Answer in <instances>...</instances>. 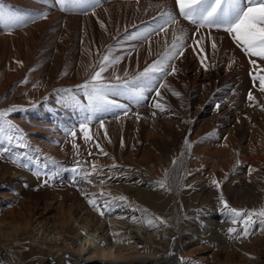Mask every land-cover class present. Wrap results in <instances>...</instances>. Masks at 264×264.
I'll use <instances>...</instances> for the list:
<instances>
[{"label": "bare ground", "instance_id": "obj_1", "mask_svg": "<svg viewBox=\"0 0 264 264\" xmlns=\"http://www.w3.org/2000/svg\"><path fill=\"white\" fill-rule=\"evenodd\" d=\"M102 2L95 11L96 16L89 18L103 20L108 33L93 24L84 37L87 43L98 46L115 45L121 39L126 40L135 29L150 31L156 23L153 16L159 12L155 5L162 4L171 10L174 0H140L139 4L136 0ZM79 18L82 17L64 16L53 9L47 22L31 29L40 32L38 42L49 37L62 40V32H67V37L76 38L79 25L72 23L79 22ZM181 25L188 35L192 34V26L182 21ZM213 31L222 42L221 54L210 61L217 66L204 72L196 55L187 49L184 58L177 61L180 73L168 77V84L173 89L191 97L187 109L189 117L193 116L196 123V136L192 139L188 134L186 136L192 141L190 153L185 152L183 146L175 153L170 149V143H176L173 134H179L178 124L185 122L186 115L171 109L152 118L150 125L138 127L137 134H133V120H129L133 124L128 122L126 126L121 122L120 134L125 131L123 137L126 136L123 138L124 147L115 140L111 144L100 140L109 153L108 157L97 155L95 148L77 139L81 145V162H95L104 166L106 173L112 174L110 180L107 176L101 177L106 180L104 191L114 196H126L130 202L128 206L113 208L109 213L111 219H101L81 194L82 191L95 194L99 188L76 176L71 169H57L56 164L75 166L76 157L66 135L73 129L79 135L80 122L69 119L66 106L61 107L66 102V95L56 97L46 84L41 91H38L39 87L36 91L26 87L20 90V95L17 91L8 101H0V111L14 101L26 109L25 114L13 115L9 121L22 130L31 146L21 149L0 139V150L4 147L12 149L0 157V264H182L181 257L183 264H264V233L246 240H235L232 249L221 250L212 246L211 238L206 239L212 235L210 230L200 239L194 240L193 236L209 226L224 232L233 226L225 222L226 217L220 212V192L237 208L264 205V111L247 106V92L252 90L247 58L234 46L230 47L225 33ZM168 37H171V29L167 36L170 42ZM164 40L165 37L155 43L152 57L142 47L137 51L136 61L127 66V69L130 67L129 77L135 75L137 62L142 61L139 65L142 69L146 60L150 63L152 58H157V54L163 51ZM63 41L57 45L59 54L75 45L67 38ZM41 54L40 49L36 50L33 57ZM208 54L211 56L210 45ZM233 57L235 63L229 69L227 65ZM62 67L61 64L57 67L55 89L60 86L56 82H59L61 72L64 73ZM124 71L120 74L123 75ZM4 86L0 85V99L6 92ZM72 86L67 82L60 87L73 89ZM254 94L264 105V95L258 90ZM217 103L221 106L219 110L215 108ZM48 104L56 106L50 109L51 113L45 109ZM104 121L109 128L112 120L105 118ZM211 133L215 135L195 143V139ZM224 137H227L226 141ZM31 150L35 152L34 158L30 155ZM89 150L94 153L92 157L87 155ZM181 153L185 155L181 157ZM13 156H19L20 163L26 167L14 166L11 163ZM49 159L56 164L49 163ZM38 160L45 172H55L53 182L47 186L41 187L43 177L38 180L33 174ZM173 160H177L176 164L181 162V166L173 165ZM112 163L118 167H108ZM84 166L88 167L87 164ZM249 167L256 169L252 176L248 174ZM187 172L191 175H186ZM165 173L170 191L158 186V182L166 179ZM213 178L221 182L219 192L211 184ZM92 179L94 183L98 180L95 176ZM133 207L140 210L134 212ZM143 209L148 210L146 214L141 211ZM133 215L152 219L160 217L166 224L156 221L155 226L149 228L117 219ZM116 231L122 233L116 237L123 241L121 244L113 243L111 233ZM169 251L174 255L169 256Z\"/></svg>", "mask_w": 264, "mask_h": 264}, {"label": "snow or ice", "instance_id": "obj_2", "mask_svg": "<svg viewBox=\"0 0 264 264\" xmlns=\"http://www.w3.org/2000/svg\"><path fill=\"white\" fill-rule=\"evenodd\" d=\"M139 2L140 0H136L137 4ZM56 3L63 12H69L71 9L83 8L85 6V0H56ZM89 6L92 10L90 12L85 11L83 14L96 16L95 8L101 6V0H94ZM155 8L159 10L158 15L153 16V20L156 21L155 25L151 27L150 31L138 33L135 38L148 44L147 54L148 56H152V39L154 36H161L163 34L165 37L162 45L163 51L157 54V58L153 59L150 63L146 60L145 66L142 69L139 68V63L137 62V71L131 77H129L127 70L123 72V75H120L117 73L116 68L125 57L115 55L112 45H100L97 47L95 53L98 59L95 64L89 66L94 70L91 71L82 83L76 86L77 91L82 93L84 99L87 101L86 111L88 115L79 123V135L75 129L67 133L74 157H76L74 161L75 167H72L71 171L76 176L85 179L88 184L100 189L95 194L88 191H82L81 194L91 210L96 212L101 219L106 217L111 219L109 213L113 208L121 205L128 206L130 202L126 196H114L112 193L104 191L106 180L101 177L107 176V179L110 180L113 178L112 174L106 173L105 167L95 162L84 161L82 163L79 159L81 145L77 143V139H82L85 145H91V147L95 148L97 155L108 157L109 153L100 142L102 139L108 144L112 143L106 123L103 119L96 121L98 123V131L93 133V118L99 114L116 112V110H121L122 115L117 114L115 119L120 120L122 117H127L129 109L125 104L118 101L117 98L119 97L130 98L139 106L142 101L148 98L145 93L153 92V101L148 105L149 108L153 109L151 112L152 118H156L158 114L169 112L168 106L164 103V95L161 90L166 89L177 99L182 98L181 93L168 84V77H176L180 73L181 68L178 66L177 61H181L184 58L187 49H191V52L196 55L204 72H208L210 68L217 66L216 63H211L210 61L221 54L222 42L214 35L213 30L225 33L230 47L234 46V49L239 50L247 58L250 65L248 75L252 82V90L248 91L246 96L247 106L264 111V105L259 103L257 96L254 94L258 90L264 95V0H174L171 10L162 4L155 5ZM146 12L147 9H145ZM5 16L23 27H27L29 23L35 24L38 20L48 19L46 13L21 15L0 9V18H4ZM181 20L193 26L191 35L186 33L181 25ZM96 22L107 34L108 29L105 22L99 17H97ZM169 29H171L170 42L167 39ZM206 41L208 42L207 44ZM208 45H210L211 56L208 54ZM100 48H103V51H100ZM86 52L89 58L93 56L91 47L86 49ZM127 55L130 57L131 53ZM15 63L19 67H23L22 61L16 60ZM233 63H235L234 57L227 67L231 69ZM109 70H111L110 77L105 75ZM22 83H27V79H24ZM62 91L71 98L77 107H82L80 101L72 94L71 89H64ZM32 107H35V104ZM220 107L219 103L215 105L217 110ZM18 111H26V109L14 105L0 111V139L8 145H14L21 149H29L31 146L27 142L22 130L8 120L11 113ZM133 115L137 122L143 118L139 112H135ZM247 118L245 117V119ZM210 135H215V133H211ZM224 140L226 141L227 137H224ZM224 146L227 147V144ZM121 147H124L123 138H121ZM184 147L185 152L190 153L192 144L187 137L184 139ZM11 151L10 147H4L0 150V157ZM87 155L92 157L94 153L89 150ZM184 155L185 153H181V157ZM48 162L56 164L54 160L49 159ZM11 163L14 166L26 167V165L20 163L19 156H13ZM35 163L37 166L33 174L38 180L43 177L40 184L41 187L47 186L53 179L55 172L49 174L39 166L38 161ZM176 163L177 160L172 161L173 165ZM85 164L88 167H85ZM108 167L116 169L118 165L112 163ZM255 172L256 169L249 167V176H252ZM186 175H191V173L187 172ZM93 176L98 178L96 183L92 179ZM165 177L164 181L158 182V186L162 190L170 191V188L167 187V173H165ZM211 184L218 192L220 191L221 182L219 180L213 178ZM186 187L191 188V185H187ZM218 203L221 206V214L226 217L225 222L233 225L227 229L229 239L246 240L257 233H264V205L253 208H237L225 199L222 192H220L218 197ZM132 210L135 212L140 209L133 207ZM141 211L146 214L148 210L143 209ZM117 219L135 225L143 224L149 228L154 227L156 221H159L162 225L166 224V221L160 217L152 219L133 215L130 217L120 216ZM85 235L87 234L85 233ZM111 235L114 238L113 243H123L122 240L116 239V237L122 235L121 232H112ZM168 255L172 256L174 252L169 251ZM252 258L254 259V257ZM181 262L183 264L182 257Z\"/></svg>", "mask_w": 264, "mask_h": 264}, {"label": "rangeland", "instance_id": "obj_3", "mask_svg": "<svg viewBox=\"0 0 264 264\" xmlns=\"http://www.w3.org/2000/svg\"><path fill=\"white\" fill-rule=\"evenodd\" d=\"M102 1L103 0H101V3L103 4L104 2ZM105 1L109 3L110 2H120V0H105ZM121 1L128 2L129 0H121ZM93 2L94 0H85V6L83 8H74V9H71L69 12H63L59 9V5L56 3V0H0V9L13 12V13H17V14H21V15H25V14L39 15L41 13H46L49 19L54 9L57 13H60L64 16L82 17V18H79L80 19L79 22L72 23L74 24V26H77V27L79 25V29L77 32L78 35L76 36V38L75 36L73 37L72 35H69V37H67V32H62L61 33V37L63 38L62 40H59L58 37L56 38V40H53V39L51 40V38L49 37V38H45V40L44 39L41 40L40 42L37 41L40 32L34 31V29H31V28H34L36 25L47 22L48 19L38 20L35 24L29 23L27 27H23L22 25L12 20H9L6 16L4 18H0V36L5 37L3 39H0V59H1L0 60V80L2 79V82L0 81L1 82L0 85H3V84L6 85L4 86L5 87L4 89H6V92L3 94V96H1L0 101L2 100L4 102L8 101L11 98V95L16 94L17 91H18L17 94L21 93L22 91L20 90L26 89V87L28 90L30 89L32 91H36L39 88H41L38 90V91H41L43 90L45 86L48 85L50 86V89H52L51 93L54 95L56 94V97L59 94L66 95L65 97L67 98L65 99L66 102L64 103L63 106L61 105V107L66 106L65 110H66V113L69 119L75 120L77 122H81L82 120L85 119V117L88 115V112L86 111L87 101L84 99L83 94L77 91L76 86L82 83L87 78V76L91 73V71L94 70L89 66L92 64H95L96 60L98 59V57H96L95 55L98 44L92 45L91 43H87L86 40L84 39L85 33L90 29L91 26H93V24L94 26L95 25L99 26V24L95 20H93V18L92 19L89 18L91 15L83 14V12L85 11H88V12L91 11V7L89 5ZM100 7L101 6L97 8H100ZM97 8H95V11L98 10ZM181 21L188 24L186 21H183V20ZM188 25L192 26L190 24ZM144 31L145 30L135 29L133 30V34L131 35V37L130 36L126 37L127 41L124 39H121L115 45H112L113 52L115 55H121L125 57L123 61L116 68V71L118 74H120L124 70L128 71L130 69V67H128L127 69V66H130L132 63H134V61H136L135 57L137 58V51L141 49V47L144 51L147 52L148 47H149L148 44L143 43L140 39L135 38L138 33L144 32ZM163 36L164 35L153 37L152 43H151L152 51H153V48L155 47L154 46L155 43H157L160 40L162 41V39L164 38ZM65 38H67L70 42L73 41L74 42L73 44L75 45L73 47L71 46L72 48L68 46L66 53L59 54L57 45L58 43L60 44L64 43L63 40ZM168 38L170 40L171 37H168ZM82 41H83V44H82ZM89 47H91L92 52H93V56L91 58H89L86 52V49H88ZM39 49L42 54L39 57L34 58L33 53ZM52 52L56 54V57H54ZM128 53H131V56H130L131 60L129 59L130 57L127 55ZM146 57H147V54H146ZM153 59L154 58H152L151 61ZM16 60L22 61L23 67H19L15 63ZM141 62L142 61L139 62V65L141 64ZM59 64H61L62 66L64 65V67H62V71L64 73L61 72L60 77H59L60 78L59 82H56V84L58 83L60 84V86H63V84L65 85L67 82H70L74 86L73 89L71 87L62 88L60 86L58 89H55L54 86L56 85H54L53 83L57 81V69H58L57 67ZM105 75L110 77L111 70H109L108 73H105ZM24 79H27V83H22ZM72 80H76L77 82H71ZM28 85L31 88L28 87ZM59 89L60 91H58ZM64 89H71L72 94L75 95L76 98L80 101V104L82 105V107H77L74 104V102L71 100V98L66 93H63L62 90ZM161 91L163 92V95H164V103H166L169 109L176 112L177 114H182V115L186 114L185 122H183L182 124H178V127H180L178 130L179 134L177 132H175L176 134L175 133L173 134L175 136L174 139H176V143L175 142L170 143V149L173 150L175 153L182 146H183V149H185L184 139L187 136V134L191 139L194 136H196V133L194 132V130H196V123H194L193 116L189 117L188 109H187V106L190 103L191 97L189 94L187 95V94H184L183 92H180L182 98L177 99L171 94V92L167 91L166 89L161 90ZM145 95L148 98L142 101L139 106L135 103L134 100L130 98H124V97L117 98L120 103L125 104L129 109V115L126 117L127 120L125 121L118 120V122L116 121L115 116L117 114L122 115L121 110H116V112H111V113L99 114L93 118L94 119V123L92 125L93 133H96L98 131V128H97L98 124H95L96 121L100 119L104 120L105 118L110 119L112 120V122L110 123V127L107 128L109 132V136L111 140H115L118 143H120L121 138H124V139L126 138V136L123 137V135L125 134V131L122 132V135L120 134L121 129L119 126L122 124L121 122H124L125 125L124 124L123 125L126 126L134 121V124L132 123L134 125L133 134L135 133L137 134L136 129L138 127L141 128V125H144V124L150 125V122H153L152 116H151V112L153 111V109L149 108L148 105L152 103L153 98H154V93L148 92V93H145ZM14 105L22 108V106L16 104V102L14 101L12 103H9L8 106H6V108L4 107L3 109L5 110ZM55 107L56 106L53 104H50V105L48 104L45 106V109L49 110L48 113H51L50 109H55ZM24 112L26 113V111H18L16 113L13 112L9 115L8 120L12 118L13 115H20V114H23ZM135 112H139L140 115L143 117L139 122L135 120V117L133 115V113ZM129 120H133V121L131 122ZM120 135H121V138H120ZM205 137L210 138L211 135L207 134V135H204L203 137L198 138L197 140L195 139V143H198L199 140L200 141L204 140ZM67 138L69 137L67 136ZM29 152H30L31 157L34 158L35 152L32 150ZM36 157L38 159V155ZM38 162H40V160H38ZM176 165L180 167L181 162ZM56 166H58L57 167L58 170H69L72 167H75L74 165L72 166L70 165L71 166L70 167L69 165L62 166L59 164L58 165L56 164ZM52 182L53 181L51 180L50 183ZM208 230H210L211 232V233L209 232V234H212V235L211 237H207L206 239L211 238L210 241L214 248L220 249V250L224 248L232 249L235 246L236 244L235 240L229 239L227 232H224V230L215 229L214 227H211V226L205 228V230L202 233H198L197 236H196V232L193 233L194 240H196V238L197 239L202 238L204 235L203 233L208 232Z\"/></svg>", "mask_w": 264, "mask_h": 264}]
</instances>
